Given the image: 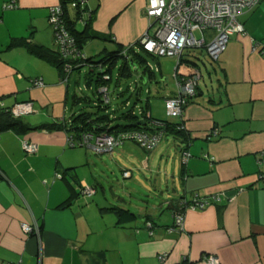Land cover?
Returning a JSON list of instances; mask_svg holds the SVG:
<instances>
[{
	"label": "crops",
	"instance_id": "1",
	"mask_svg": "<svg viewBox=\"0 0 264 264\" xmlns=\"http://www.w3.org/2000/svg\"><path fill=\"white\" fill-rule=\"evenodd\" d=\"M10 1L0 0V100L9 107L31 101V116L21 117L32 127L68 118L73 109L60 72L23 47H8L11 38L25 37L56 49L47 15L60 0H13L6 8ZM85 4L96 11L83 47L92 40L103 43L92 56L130 46L148 29L145 0ZM238 20L244 31L228 36L207 83L201 74L203 84L178 117L189 135V157L179 165L181 189L167 202L169 216L157 219L156 208H145L134 221L118 225L112 212L100 210L109 201L80 193V184L90 183L78 166L89 161L90 150L69 147L63 130L0 131V263L176 264L187 257L206 264L204 257L214 255L216 264H264V181L258 177L264 163L256 162L264 149V56L253 50L254 43H264V1ZM34 78L43 85L32 86ZM23 139L37 144L34 154L22 150ZM183 145L178 141L180 155ZM64 168L74 169L56 177ZM195 196L216 199L202 210L186 209L182 229L168 231L178 200ZM146 220L153 223L152 234ZM23 222L36 223L39 235L23 232Z\"/></svg>",
	"mask_w": 264,
	"mask_h": 264
},
{
	"label": "built area",
	"instance_id": "2",
	"mask_svg": "<svg viewBox=\"0 0 264 264\" xmlns=\"http://www.w3.org/2000/svg\"><path fill=\"white\" fill-rule=\"evenodd\" d=\"M264 0H145L144 15L148 18V29L139 39L141 48L157 57L169 56L176 58L174 68V79L177 84L176 92L164 98V108L166 115L170 118H178L183 112V108L189 97L197 92L198 84L201 80V70L199 67H193L187 74H179L180 57L185 50L205 48L206 53L215 61L218 54L224 49L228 36L232 33H242L244 31L238 17L245 11L251 10ZM74 5V4H73ZM14 1L5 4L6 8H12ZM60 5L50 6L48 8L47 21L53 31V41L56 50L61 57L67 59L63 65V82L68 81V75L75 66L84 64L85 55L78 48L74 37L65 27L61 18ZM84 15V14H83ZM200 30L212 31L213 34L208 37L197 39L193 34L194 28ZM128 47V46H127ZM253 50L258 51L264 56V43H254ZM126 48L123 55H126ZM76 61L77 63H73ZM79 62H81L79 64ZM149 65V64H148ZM152 70V66L149 65ZM109 79L108 75L104 80ZM34 87H40L43 82L40 78L30 80ZM104 103H109L108 86L102 85L98 89ZM5 107L0 100V108ZM10 112L14 117H20L33 111L30 101L14 103L10 106ZM154 125V123H153ZM157 126V125H156ZM163 137L161 131L132 129L114 134H97L91 131H83L78 136L66 133V143L69 147L85 146L97 153L110 152L115 147L121 145L124 140H132L146 151H151ZM21 148L26 154H34L37 151V144L29 140H21ZM181 163L185 164L189 153L181 152ZM258 165L264 163V149L259 152L256 160ZM124 176L129 172L124 170ZM60 178V174H56ZM258 177L264 181V175ZM95 192L94 188L82 184L80 193L84 196H91ZM216 199V198H215ZM215 199L201 198L195 196L190 200H181L172 208L173 217L172 227L168 231L181 230L184 223V213L186 209L202 210ZM153 224L149 221L145 223L149 234H152ZM21 228L26 234L39 235V228L36 223H21ZM163 260L165 254L159 255ZM206 264H216L218 259L214 255L204 257ZM0 264H14L11 262H2Z\"/></svg>",
	"mask_w": 264,
	"mask_h": 264
},
{
	"label": "rangeland",
	"instance_id": "3",
	"mask_svg": "<svg viewBox=\"0 0 264 264\" xmlns=\"http://www.w3.org/2000/svg\"><path fill=\"white\" fill-rule=\"evenodd\" d=\"M193 34L197 39H200L212 35L213 32H204L196 27L193 29ZM102 44V42L97 40L88 42L83 47L84 51H86L83 52L84 55L92 56L97 54L103 48ZM108 47L110 48V46ZM134 50L139 52L143 58V60L136 59L139 75H142L144 71L143 78L133 74L125 77L120 82L118 81L116 84V72L120 65L119 60L112 69L111 80L108 81V96L111 108L119 107L118 111L122 112L128 108V104H131L134 105V111L139 114L140 107L145 105L148 98L152 117L171 121L177 120V117L170 118L166 115L163 101V96L166 94L171 95L177 90V84L174 79L176 58L169 56L155 58L144 52L138 44L134 45ZM182 58L194 61L201 70L204 83H207L206 73L208 70H212L211 64L215 61L206 53L205 48L185 50ZM146 64L151 65L154 71L151 79H147L149 73L145 70ZM192 68V65L183 64V66H180L178 73L187 74ZM88 69V67H81L73 70L68 75V81L64 82V84H68V107L75 112L81 106L88 111L94 110L93 100H96L97 96L94 95L97 93H94L96 92L94 82L90 86L86 83L85 77ZM98 71L97 69L96 73ZM203 81H200L201 84H203ZM73 94L77 96L87 95L91 101L72 105ZM125 101L128 104H124ZM29 114L31 113L22 117L28 118L31 116ZM115 122L123 124L127 123L128 120L117 119ZM76 149L90 150L88 152L90 155L89 161L82 166H78V170L80 169L78 173L86 177L87 181L96 188V193L94 192L91 196L102 197L109 201L111 205L128 208L136 214H139L145 208L149 210L156 208L154 215L157 219L162 213L164 216H169L166 209L167 202L176 199L178 197L177 191L181 189L178 178V170L181 163V155L178 152V140L172 136H163L158 145L151 151L144 150L132 140H124L121 145L110 152L95 153L94 150L85 146L76 147ZM144 162L148 166H144ZM124 170L129 172L128 176L123 175ZM109 216L116 219L113 214Z\"/></svg>",
	"mask_w": 264,
	"mask_h": 264
},
{
	"label": "trees",
	"instance_id": "4",
	"mask_svg": "<svg viewBox=\"0 0 264 264\" xmlns=\"http://www.w3.org/2000/svg\"><path fill=\"white\" fill-rule=\"evenodd\" d=\"M74 4V5H73ZM60 7L62 10L61 18L68 29L70 34L74 37L78 48L81 50L83 44L86 40L90 39L92 33L90 32V23L91 19L96 11L91 10L87 7L84 0H60ZM86 13L84 17L83 14ZM139 45V40H137L134 44L130 46L124 47L123 45H118L114 50L105 51L101 56H85L83 59L84 67H88V73L86 74V83L90 86L92 82L95 83L96 92H94L97 96L96 100H93L94 110L88 111L83 106L75 112H70L68 118L62 119L59 122L46 123L38 126H30L27 124L23 118L14 117L10 112V107L5 106L0 108V131L3 130H12L17 134H24L28 130L32 129H45V130H63L67 134H73L74 136H78L83 131H91L97 134H114L122 131L132 130V129H141V130H151V131H161L163 136H172L174 139L179 142H183V148L181 151H186L189 141L188 132L182 126V121L177 120H168V119H156L151 116L149 112V100L146 99V103L144 106L140 107L139 114L134 111V105L128 104L127 101L124 104L127 105V109L120 112L118 108H111L110 102L104 103L101 95L98 91L99 87L102 85L108 86V81L111 80L112 69L120 60V65L117 68L116 72V84L121 81L125 77L132 76L136 74L137 71V61L136 59H142V56L139 52L134 50V45ZM23 47L28 52L33 54L34 56L46 61L51 66L56 68L62 78L64 77L63 65L67 62V59L61 57L60 53L56 49H50L44 45H40L37 43L31 42L28 38L25 37H16L11 38L8 42V47ZM126 48V57L123 55V50ZM146 52V51H144ZM148 53V52H146ZM149 55L158 58L157 56L148 53ZM180 64H189L194 67H198V65L188 59L180 57ZM133 63L134 67H131ZM73 63H77L73 61ZM81 62H79L80 64ZM99 70L96 73V70ZM145 70L148 71L149 75L147 79H151L153 70L149 68V65L146 64ZM144 72V71H143ZM142 72V75L144 73ZM95 76L93 77V75ZM140 74V72H139ZM108 75L109 79L104 80V76ZM143 78V77H141ZM193 95L189 97L186 101L184 108L190 103L194 97ZM72 105L75 104H83L84 102L91 101V99L87 95H72ZM183 108V110H184ZM119 112V113H117ZM117 119H126L127 123H116ZM154 123V125H153ZM157 125V126H156ZM183 165V164H181ZM74 168H64L63 174L60 173L61 178H65V174L72 171ZM71 179L77 182L75 176H71ZM81 185V184H80ZM80 188V186H79ZM181 200H178V202ZM63 204L62 206H64ZM101 211H110L116 217V223L118 225H123L124 223H128L134 221L139 217V214L132 212L128 208H122L120 206H105L100 208ZM149 220H146L148 222ZM150 223H152L150 221ZM153 224V223H152ZM39 228V226H38ZM96 257L99 260H103V253H96ZM194 262L187 257H184L176 264H193Z\"/></svg>",
	"mask_w": 264,
	"mask_h": 264
},
{
	"label": "water",
	"instance_id": "5",
	"mask_svg": "<svg viewBox=\"0 0 264 264\" xmlns=\"http://www.w3.org/2000/svg\"><path fill=\"white\" fill-rule=\"evenodd\" d=\"M85 1V0H84ZM124 57H126V55H124ZM130 64H131V67H134V65H133V63H131V61L129 62ZM81 67H84V64H81V65H79V66H75V67H73L72 69H71V72L73 71V70H76V69H80ZM136 74L137 75H139V72H136ZM142 77V75H139V78H141ZM143 81H145V80H143ZM23 102V101H22ZM31 102V101H30ZM17 103V102H16ZM32 103V102H31ZM100 153H102V152H100ZM80 189V188H79Z\"/></svg>",
	"mask_w": 264,
	"mask_h": 264
}]
</instances>
